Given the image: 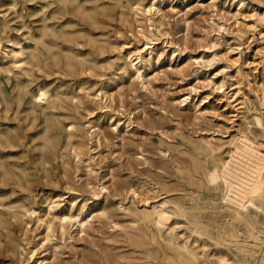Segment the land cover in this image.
I'll return each instance as SVG.
<instances>
[{
    "label": "rangeland",
    "instance_id": "rangeland-1",
    "mask_svg": "<svg viewBox=\"0 0 264 264\" xmlns=\"http://www.w3.org/2000/svg\"><path fill=\"white\" fill-rule=\"evenodd\" d=\"M152 2L144 21L133 7ZM254 11L264 0H0V264H238L250 227L206 172L242 133L264 144ZM146 41L140 77L127 54ZM160 202L164 225L139 219Z\"/></svg>",
    "mask_w": 264,
    "mask_h": 264
},
{
    "label": "bare ground",
    "instance_id": "bare-ground-1",
    "mask_svg": "<svg viewBox=\"0 0 264 264\" xmlns=\"http://www.w3.org/2000/svg\"><path fill=\"white\" fill-rule=\"evenodd\" d=\"M157 6L158 5H156V2H152L149 6L146 7V9L144 7H140L139 5L133 8L136 13L138 10L141 12V17L144 19V21H149L150 19L147 18L148 15L155 12L158 13L157 11H159L160 7ZM251 16L255 18L256 22L255 25L251 27L252 31L258 30V33L260 35H263L264 17H262L261 14H259L257 11H254ZM143 45L144 48H142L141 50H137L136 53L133 54L132 52L127 54L130 60L134 57L131 66L140 77H142V75L140 73L138 65L142 64V53L146 52V50L150 48L151 42L149 43V41H146ZM3 59H8L13 64H17L18 66L22 65L25 61L22 49L10 50L7 54H5V56H3ZM46 97L47 92L44 89H37L35 93V98L37 100L42 101L45 100ZM256 98H258L260 103L264 101V90L261 92V96L257 95L256 93ZM234 101H236L235 97ZM236 105L237 104H235V106ZM263 120L260 116H255L257 125L262 126ZM70 129H72V126H70ZM206 177L208 182L211 184L217 182L218 180L221 181L223 187L222 199L226 203H228V205H230L234 218L240 222H244L248 227H250L248 236L254 241V245L253 248L245 250L244 253L246 255L241 257L238 264H264V222L261 224V230H255L254 224L250 220H248L246 216L249 206L255 209V213H262L264 215V144L257 143L249 139L246 134L242 133L238 137L237 143L233 144V149L231 148V151L229 152V158L222 162H217L209 169H207ZM165 204V202H160L158 206H153L152 209L149 208L150 211H147L146 209L144 212L139 213V219L148 222L152 221V223L156 224L157 226L164 225L165 222L169 219V216H171L167 212ZM36 212L38 214V211ZM33 213L34 212H32V214ZM66 219L70 220V218L65 217L63 218L62 222L66 221ZM74 220L76 225L80 228V230H78L81 232L85 231V220H80V217L78 215ZM37 221L41 222L42 224L45 223V228L47 230L46 237H48L51 231L50 224L44 222L43 219H41L39 216L37 217ZM61 226L63 228V223ZM260 235H263V238ZM39 244L40 242H37L32 246H28L27 250L25 251L28 261L34 262L36 260ZM168 244L171 246L173 245L178 251L181 258H183V260H185L186 262H193L196 260L195 253L192 252L191 248L186 244H173L171 241L168 242ZM43 261H45L44 264H50V261L45 258L42 259L39 263ZM223 262L226 261L224 260Z\"/></svg>",
    "mask_w": 264,
    "mask_h": 264
}]
</instances>
